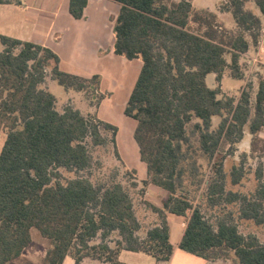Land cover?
Returning <instances> with one entry per match:
<instances>
[{
	"label": "trees",
	"instance_id": "trees-1",
	"mask_svg": "<svg viewBox=\"0 0 264 264\" xmlns=\"http://www.w3.org/2000/svg\"><path fill=\"white\" fill-rule=\"evenodd\" d=\"M12 1L18 3L0 4ZM112 1L121 6L114 53L143 63L124 113L137 121L134 138L148 167V181L139 184L136 172L125 167L132 179L128 186L117 181L95 184L80 175L64 178L62 169L79 174L92 168L91 149L109 142L122 163L116 147L118 129L71 105L60 111L56 95L44 86L47 69L53 61L52 79L66 91L86 92L93 86L97 97L90 100L96 108L105 98L99 92L101 76L64 73L49 48L0 36V134L6 133L0 152V264L22 255L32 242V229L51 241L42 264H63L67 256L76 264H88L86 260L123 264L122 250L144 252L166 263L175 250L167 221L171 214L187 220L181 250L210 261L229 259L233 253L234 264H264V240L241 233L233 214L214 224L200 206L177 194L189 124L199 135L202 154L214 160L227 142L232 152V144L239 143L246 131L252 135V152L264 145L259 137L264 129V65L252 72L239 99L224 94L220 86L226 69L235 79L246 78L249 64L241 57L260 45L264 0H253L261 16L248 7L251 0H226L220 9L232 14L236 29L221 27L209 13L205 29L197 31L190 29L197 14L190 0ZM87 4L88 0H71L70 15L84 18ZM209 74H216L217 87L207 84ZM214 118L219 120L216 126ZM222 158L219 176L208 188L211 197H218L213 202L239 204L240 221L263 226V169L256 174L255 192L248 195L232 189L242 185V163L228 174L227 156ZM148 184L168 194L161 208L148 205L157 221L142 230L135 200ZM139 187L142 194L134 199L131 188Z\"/></svg>",
	"mask_w": 264,
	"mask_h": 264
},
{
	"label": "crops",
	"instance_id": "crops-1",
	"mask_svg": "<svg viewBox=\"0 0 264 264\" xmlns=\"http://www.w3.org/2000/svg\"><path fill=\"white\" fill-rule=\"evenodd\" d=\"M17 1L18 3L12 1L11 3L0 4V36L32 42L49 48L59 57V69L64 73L85 78L100 75L101 85L99 92L105 95V98L97 108V112L104 122L116 126L118 129L116 147L124 167L136 172L135 176L139 184H142L143 181H148V167L141 160L139 147L134 138L137 121L124 113L143 63L139 59L129 60L114 53V26L121 6L112 0H88L84 18L77 20L69 13L71 0ZM190 1L195 13L206 16L212 13L216 16V22L221 27L228 30L236 29V22L232 14L220 9V4L226 2V0ZM248 7L261 16L253 0L248 3ZM0 49H2L1 44ZM241 62L249 64L248 73L255 71L259 65H264V35L258 47H251L247 53L242 55ZM248 73L243 80L236 79L242 81L243 84L238 94H234L223 89L224 80L233 78L231 70L226 69L220 83L222 92L239 99L241 91L248 82ZM53 81L52 87L58 91L56 95L58 101L60 98L68 101L73 99L74 103H68V105L74 106L75 100L78 97H83L81 92L66 91L56 80ZM56 83L60 86L59 90L56 87ZM207 84L211 88L219 85L216 80V74L207 76ZM46 88L50 90V86ZM68 97L70 98L68 99ZM117 98L119 100L120 98H123L122 100L125 99L122 106L113 103L112 100H118ZM111 101L112 105H108ZM89 102L90 107H94L91 101ZM74 108L78 109L75 106ZM91 111L92 108L89 113H92ZM213 121L219 120L214 118ZM259 137L264 140V129L260 132ZM5 140L6 134L3 136V133H1V148ZM251 141L252 135L246 131L244 138L236 146L238 149L236 153L240 154L241 151L248 153L251 150ZM238 156H235L234 159H238ZM232 189L237 191L235 188ZM167 194L165 190L153 184H148L145 187L143 196L140 198L145 203L141 207H144L142 209L143 215H148L147 220H152L151 224L140 217L135 200L136 214L141 222L142 230L151 227L157 221L156 214L152 212L148 205L161 208ZM167 221L170 227V243L175 247L174 253L168 262L158 263L150 254L129 250H122L119 253V261L123 264H234L235 256L233 253L229 259L210 261L181 250L179 244L185 232L187 220L185 217L171 214L168 216ZM50 247L51 243L46 242V240L34 241L32 238L31 244L24 250L22 255L10 264H42ZM86 261H88V264H110L91 260ZM63 264H76V262L72 257L67 256Z\"/></svg>",
	"mask_w": 264,
	"mask_h": 264
},
{
	"label": "rangeland",
	"instance_id": "rangeland-1",
	"mask_svg": "<svg viewBox=\"0 0 264 264\" xmlns=\"http://www.w3.org/2000/svg\"><path fill=\"white\" fill-rule=\"evenodd\" d=\"M221 5V4H220ZM202 16V19L201 17ZM200 17V19H199ZM205 19L208 20L207 16L204 14L197 13L191 19L190 22V29L197 31L198 28L205 29ZM201 22V23H200ZM230 59V57H228ZM55 66L53 61H50V67L47 69V77L46 82L44 84L45 87L50 86V92L57 95L58 91L52 87V83L54 82L51 76V68ZM252 72L248 73V81L251 80L253 77ZM243 82L240 80H236L233 78L226 79L223 82V89L225 91H230L234 94H238L240 87L242 86ZM56 87L59 90L60 86L56 83ZM93 86L86 92H81L83 97H78L75 100V107H78L80 111L84 115L90 114V109L92 108V113L97 117L98 120L103 121L101 116L97 112V108L90 107L89 101L96 100V93L93 90ZM252 92H256L253 90ZM123 97V96H122ZM252 97L254 94L252 93ZM70 97H68L69 99ZM91 99V100H90ZM118 99V98H117ZM120 98V100H112L114 104H118L119 106L123 105L124 100ZM63 99L60 98L58 101V109L62 111L66 105L73 104V99ZM112 101L108 105H112ZM89 105V106H88ZM73 106V107H74ZM77 109V108H76ZM218 120V119H217ZM218 121H214V125L216 126ZM188 133L190 136V141L188 144L183 146V158L181 162V169L184 171L183 178L181 183H179V188L177 190L178 195H182L187 197L195 206H200L206 217L214 224L218 222V219H222L224 215L229 213L235 216V220L239 225V229L241 233L244 235L254 234L258 236L260 240H264V225L258 226L252 220H244L240 221L238 219L239 216V204H226L222 202V200H218L217 202H213V200L217 199L218 197H211L209 193V185L214 182L216 178H218V170L220 168L219 164L222 161V157L227 156V161L225 162L224 170L229 174L232 170L233 165H240L242 163L245 176L242 181V185L240 187H233L231 184L230 187L235 188V190L244 191L248 195L255 192L259 182L257 180L256 174L258 169L261 167L263 170V181H264V145L259 144L258 150L254 153L251 150L248 153L241 151V153H236L238 151L237 144L235 143L233 146V151H230V143L227 142L223 144V149L219 152L216 160L211 159L209 156L203 155L199 149V142L198 138L199 135L194 133L193 123L187 126ZM3 136L5 131H2ZM109 140L111 139V133L107 134ZM243 148H245L243 146ZM0 147V152H1ZM92 155H93V166L92 168L80 172L79 174L76 172H69L65 169H62V175L64 178H74L78 175L87 177L93 181V183H112V182H122L126 186L130 185L132 179L130 176L126 174V169L122 165V163L118 160L114 153V146L109 142L107 145L102 147L92 148ZM243 150V149H241ZM231 152V153H230ZM238 156V159H234L235 156ZM224 163V162H223ZM230 183V179L227 180V186ZM132 193L134 195V199H136L137 194H142V189L139 187L138 189H132ZM140 200V201H139ZM144 200L136 199V205L138 214L140 213V217L148 221L151 224L152 220L148 219V215H143L141 205L144 204ZM142 213V214H141ZM32 238L34 241L36 240H46V242H50V240L42 237L40 232L37 229H32Z\"/></svg>",
	"mask_w": 264,
	"mask_h": 264
}]
</instances>
